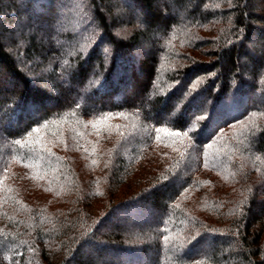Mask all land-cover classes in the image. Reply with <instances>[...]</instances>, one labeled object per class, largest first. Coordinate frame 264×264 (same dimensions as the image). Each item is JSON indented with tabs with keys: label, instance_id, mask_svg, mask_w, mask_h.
I'll return each mask as SVG.
<instances>
[{
	"label": "trees",
	"instance_id": "1",
	"mask_svg": "<svg viewBox=\"0 0 264 264\" xmlns=\"http://www.w3.org/2000/svg\"><path fill=\"white\" fill-rule=\"evenodd\" d=\"M112 1L0 0V264H264V0Z\"/></svg>",
	"mask_w": 264,
	"mask_h": 264
},
{
	"label": "rangeland",
	"instance_id": "2",
	"mask_svg": "<svg viewBox=\"0 0 264 264\" xmlns=\"http://www.w3.org/2000/svg\"><path fill=\"white\" fill-rule=\"evenodd\" d=\"M21 1V0H20ZM113 1H115V0H113ZM112 1V2H113ZM125 5H129V7L132 9V5H130V4H128V3H126ZM60 8V7H59ZM60 12H62L61 11V8H60V10H59ZM32 18V17H31ZM115 18V17H114ZM116 18H117V15H116ZM23 19V18H22ZM33 19V21H36L35 20V18L33 17L32 18ZM60 20H62L61 18H60ZM32 21V20H31ZM69 25H70V23H69ZM73 23H71V26L73 27ZM49 34H51V33H49ZM2 39H3V41L4 42H8V43H10V41H12L13 43L15 42V44H18V45H20V42H19V34L17 33L16 34V36H13V37H8V36H4L3 35V37H2ZM38 41H40V38L38 39ZM19 42V43H18ZM7 43V45H9ZM249 45V47H250V50L255 54V55H257L258 57H261L262 56V54L259 52V51H257L256 49V45L254 44H248ZM144 47H146L145 45H144V43H142V44H140V46H139V50H142ZM147 48H151V46L149 47H147ZM45 72V71H44ZM46 81H47V83L49 84V86H51L52 87V85H54L55 83H57V82H55V81H51V80H48V79H46ZM78 96L80 97V98H82V99H86L87 98V96H88V89H86V90H78ZM1 116H3V114L2 115H0V118H1ZM55 131L53 132V136H52V139H53V141L57 138V136H58V130L57 129H54ZM139 224L140 225H142L143 223H140L139 222ZM148 254H149V257H151V254H150V252L148 251ZM112 262V261H111ZM149 263V262H148ZM113 264H120V263H118V262H115V261H113Z\"/></svg>",
	"mask_w": 264,
	"mask_h": 264
}]
</instances>
